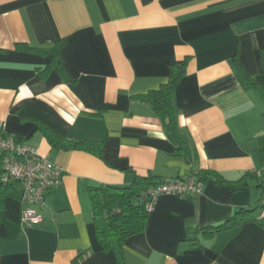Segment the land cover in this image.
I'll use <instances>...</instances> for the list:
<instances>
[{"label":"crops","instance_id":"obj_1","mask_svg":"<svg viewBox=\"0 0 264 264\" xmlns=\"http://www.w3.org/2000/svg\"><path fill=\"white\" fill-rule=\"evenodd\" d=\"M58 40L68 79L39 73ZM173 63L185 66L169 132L137 95ZM0 123L63 172L34 206L40 220L8 227L0 264H117L95 237L89 188L198 171L250 175L241 190L206 179L198 194L160 195L125 264H264V0H0ZM41 125L102 153L53 149ZM240 209L242 222L206 230Z\"/></svg>","mask_w":264,"mask_h":264},{"label":"trees","instance_id":"obj_2","mask_svg":"<svg viewBox=\"0 0 264 264\" xmlns=\"http://www.w3.org/2000/svg\"><path fill=\"white\" fill-rule=\"evenodd\" d=\"M62 46L63 42L58 40L53 48L49 50L51 57L47 66L39 70L41 75H44L51 68H56L65 79H68V75L62 67L60 55ZM17 48L39 53L48 52L44 49L31 48L25 44H18ZM184 66V63H173L170 67V74L166 82L161 84L157 89H152L146 93L137 95V98L149 103L165 130L169 132L177 130L178 110L174 103V93L183 75ZM40 128L53 149H77L96 155H101L102 153V142L92 140L72 141L58 135L46 126L41 125ZM11 138L17 142L14 137ZM1 172L0 169V240L8 237L7 230L9 226H20L21 213L19 200L20 189L15 187L16 182L14 181L3 182L1 180ZM249 175L250 173L246 172L236 180H226L216 172H195V176L202 183L203 180L213 179L215 183L231 190L245 189L247 187L246 177ZM163 180V178L152 175H134L132 181L126 185H105L89 188L95 237L102 251L114 253L117 264H125V241L129 237L142 232L145 227L149 212L146 209V200L144 199L143 193L149 187ZM247 212L249 211L246 209H240L222 223L206 228V230L213 232L233 226L242 222L244 220L243 216Z\"/></svg>","mask_w":264,"mask_h":264},{"label":"built area","instance_id":"obj_3","mask_svg":"<svg viewBox=\"0 0 264 264\" xmlns=\"http://www.w3.org/2000/svg\"><path fill=\"white\" fill-rule=\"evenodd\" d=\"M0 166L3 182L14 181L20 185V226H29L38 222L40 216L34 206L43 204L47 193L61 183L62 168L40 155L36 149L15 142L13 138L5 135L2 123H0ZM262 171L264 173V155ZM202 184L195 173L164 179L143 193L146 209L148 212L152 211L157 198L162 194L179 197L198 194ZM259 206V217H263L264 197L259 199Z\"/></svg>","mask_w":264,"mask_h":264}]
</instances>
